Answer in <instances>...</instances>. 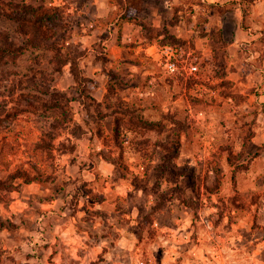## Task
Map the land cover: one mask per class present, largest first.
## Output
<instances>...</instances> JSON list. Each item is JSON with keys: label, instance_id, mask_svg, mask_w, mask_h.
Returning <instances> with one entry per match:
<instances>
[{"label": "rangeland", "instance_id": "374dc122", "mask_svg": "<svg viewBox=\"0 0 264 264\" xmlns=\"http://www.w3.org/2000/svg\"><path fill=\"white\" fill-rule=\"evenodd\" d=\"M121 1L110 0L113 12L97 18L91 0H0V11L19 14L60 4L66 25L55 40L83 51L80 66L97 82L94 95L105 94L108 81L113 85L110 108L103 109L109 115L99 124L73 99L72 118L61 133L50 126L51 115L23 113L0 123V177L42 165L49 175L45 182L1 193L0 264H264V146L240 148L264 113L258 121L260 111L253 110L248 94L243 101L239 86H202L198 74L164 72L144 51L129 48L124 36L119 43L127 44L117 58L122 60L114 61L102 43L111 34L100 29L119 15ZM160 2L149 0L147 8L158 6L167 18ZM95 25L99 31L93 33ZM18 29L0 15V30L20 41ZM50 57L44 49L29 51L8 69L51 71ZM12 77L0 72V104L7 107L15 104V95L4 88ZM53 78V87L75 96L69 65ZM165 107L177 112L186 131L177 174L171 175L162 167V144L181 124L164 115ZM126 108L164 127L132 131L131 125L115 134V111ZM74 127H81L79 136L69 134ZM51 130L59 136L47 156L35 142Z\"/></svg>", "mask_w": 264, "mask_h": 264}, {"label": "crops", "instance_id": "0c3cea01", "mask_svg": "<svg viewBox=\"0 0 264 264\" xmlns=\"http://www.w3.org/2000/svg\"><path fill=\"white\" fill-rule=\"evenodd\" d=\"M91 1L97 9L94 13L97 18L108 16L115 8L110 0ZM148 2L149 0H143L137 21L122 19V12L119 11V15L108 27L100 29L101 32L108 30L111 34L102 41L111 58L116 62L122 60V57L117 59L122 53L121 45L127 44L119 43L122 42V36L125 41L131 42L128 47L134 52L144 51L150 56L152 46L161 44V39L169 34L197 56L199 71L195 76L198 74V82L202 86L209 82L239 86L240 92L245 94L242 99L248 94V102L253 110L260 111L255 114L258 116L257 120L261 121L264 113V0H161L163 10L168 11L167 18H162L163 12L158 6L149 11ZM96 28L98 26L95 25L93 33L99 31ZM148 28L154 31L153 36H150ZM118 30L120 37L115 40ZM179 72L189 75L182 70L175 73ZM172 82L173 86L174 79ZM102 96L104 94L100 98L95 95L98 100ZM227 99L233 100L234 97L228 95ZM237 100L241 101V98ZM165 108L176 116L177 112L173 108ZM261 122L253 129L249 139L240 142V148L252 144L264 146V122ZM185 134L186 131H183L181 147ZM223 146L222 148H232L230 144ZM236 154L237 158L241 156L240 153ZM125 230L126 228H122V231ZM98 239L104 238L100 235Z\"/></svg>", "mask_w": 264, "mask_h": 264}, {"label": "trees", "instance_id": "16d2710c", "mask_svg": "<svg viewBox=\"0 0 264 264\" xmlns=\"http://www.w3.org/2000/svg\"><path fill=\"white\" fill-rule=\"evenodd\" d=\"M142 2L143 0H122L119 7L122 12L121 18L137 21ZM26 8L27 6L23 7V9ZM59 8L60 4L51 5L50 7L41 5L36 10H32L31 14L0 11V15L17 22L18 32L23 36L22 40L18 41L13 38L9 31L0 30V72L6 76L8 75L9 78L13 76L11 83L4 84V88L9 97L12 98L15 95L14 105L7 107V105L0 104V123L4 122V120L14 119L17 115L23 113H37L39 116L51 115L50 126L60 132L62 124L69 122L70 118H72L69 110V102L72 99L79 101L84 106L87 116L98 124L99 121L109 115L108 111L103 109L110 108L109 94L113 90L112 83L110 81L107 82L108 91L104 94L102 100H98L94 95L97 82L83 75L80 66L83 51L76 48L72 49L65 42L61 45L55 40L57 31L65 24L58 13ZM56 14H58V18L55 17L56 19H54L53 16H56ZM151 31H149V34L153 36V31L152 33ZM161 42L163 44H183L169 34L163 37ZM43 49L51 52L50 63H53L51 71L43 67L34 68L33 66H29L24 70L21 68H14L12 71L8 69L10 65H16L19 58L25 56L29 51L33 53ZM65 65H69L75 80L74 84L70 86L75 94L74 97H70L67 91L57 89L51 85L54 73L61 72ZM6 71H8L7 74ZM111 74L114 76V72L111 71ZM1 92L0 90V95ZM115 114H117L115 122L119 124L116 127L115 134H119L120 127L130 128L131 125L134 127V129L130 128L132 131H143L144 129L160 130L164 127L160 120L145 119L133 112L131 108H126L124 111H115ZM122 115L128 116L127 119L130 122H126L120 117ZM164 115L173 119L177 125H182V122L169 111H166ZM85 122L87 125L90 124L87 118H85ZM181 125L176 126L177 130L173 131L169 141L162 144L164 150L162 167L164 172L165 170L168 171L169 175L175 172L177 174L176 159L181 148V129L185 128L184 125ZM80 128L74 127L71 130L69 129L68 132L71 135L79 136L80 133H77L76 130ZM58 136L59 133L52 130L43 133L40 139L35 142V148L44 151L49 156L55 149V140ZM40 160L44 162L42 158ZM44 172L43 165L34 167L32 172L29 169L22 168L10 171L4 177H0V196L2 192L19 190L22 186L33 182H45L49 175ZM153 209L156 210L158 207H153Z\"/></svg>", "mask_w": 264, "mask_h": 264}, {"label": "built area", "instance_id": "2783aa9c", "mask_svg": "<svg viewBox=\"0 0 264 264\" xmlns=\"http://www.w3.org/2000/svg\"><path fill=\"white\" fill-rule=\"evenodd\" d=\"M149 55L167 73L182 70L189 74H195L199 71L197 56L181 44H155L149 50Z\"/></svg>", "mask_w": 264, "mask_h": 264}]
</instances>
